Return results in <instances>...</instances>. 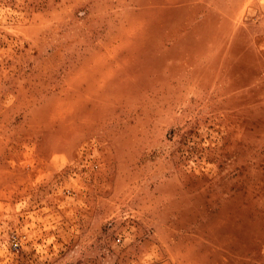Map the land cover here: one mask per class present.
I'll use <instances>...</instances> for the list:
<instances>
[{
    "label": "rangeland",
    "instance_id": "374dc122",
    "mask_svg": "<svg viewBox=\"0 0 264 264\" xmlns=\"http://www.w3.org/2000/svg\"><path fill=\"white\" fill-rule=\"evenodd\" d=\"M0 264H264V0H0Z\"/></svg>",
    "mask_w": 264,
    "mask_h": 264
}]
</instances>
